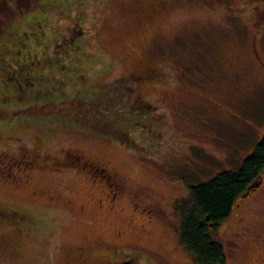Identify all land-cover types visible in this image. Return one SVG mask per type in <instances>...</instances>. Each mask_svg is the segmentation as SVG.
<instances>
[{
	"label": "rangeland",
	"instance_id": "374dc122",
	"mask_svg": "<svg viewBox=\"0 0 264 264\" xmlns=\"http://www.w3.org/2000/svg\"><path fill=\"white\" fill-rule=\"evenodd\" d=\"M0 3V20L7 22L17 5ZM71 7L72 15H83L84 31L66 38L59 16L65 12L46 11L58 27L41 30L52 47L38 49L35 61L69 65L75 48L86 51L97 62L81 64L89 81L82 96L102 89L132 97L130 88L136 87L154 109L128 116L138 123L136 150L114 138L41 131L48 160L26 174L16 165L22 154L14 155L23 143L0 139V205L26 208L35 219L23 221L33 228L22 232L16 225L0 226V264H197L178 234L189 187L239 167L264 136V0H74ZM38 37L34 26L22 35L29 45ZM14 72L20 74L18 63L4 55L1 79L14 81ZM54 96L35 100L37 108L29 107L30 101L7 105V120L34 119L24 132L26 143L33 129L49 127L53 118L89 131L69 119L75 113L70 106L51 109ZM88 160L119 172L125 179L119 193L112 195L108 179H91L80 163ZM244 211L250 234H236L241 225L233 216L211 230L225 249L226 264H253L258 256L252 232L264 228V212ZM12 231L17 241L9 238ZM81 249L88 252L84 261Z\"/></svg>",
	"mask_w": 264,
	"mask_h": 264
},
{
	"label": "trees",
	"instance_id": "16d2710c",
	"mask_svg": "<svg viewBox=\"0 0 264 264\" xmlns=\"http://www.w3.org/2000/svg\"><path fill=\"white\" fill-rule=\"evenodd\" d=\"M2 1H6L8 4L15 2L18 8L9 16L7 22L0 20V70L3 67L4 55H9L18 63L21 74L17 75L14 72V81L9 82L6 78L1 79L0 73V139H3V137L5 141L17 139L23 143L21 147L24 146V148L18 146L19 150L15 151L14 155H21L24 150H29V152L33 151L32 155L35 153L44 157L48 156L40 146L41 144L43 147L45 143L43 142V132L49 133L50 131L62 129L83 133L90 138H102L104 141H110V138H114L115 142L121 143L129 149H138V142L134 137L133 130L138 123L129 121L128 116L142 114L145 109L152 111L154 108L146 100H143L138 93L136 94V87L130 88V90L133 89L132 97L120 92H115V94L104 93L101 89L98 94H94L92 97L87 96V99V97L81 95L87 92L86 83L89 82L87 80L88 74L81 64L85 63L84 65L91 67V63H87V61L97 62L96 58L94 59L88 52L75 48L72 56L68 57L71 60L69 65L55 64L56 59L42 64L35 61L39 55L38 49H42L41 53H43L52 47L50 36L43 38L44 32L41 30L44 26L53 25L54 29L58 27L47 16L46 11L61 10V13L65 12V14L59 16L63 21L60 26L64 28L65 36L68 34L66 38L72 39L75 34L84 31L79 25L84 21L81 12L79 11L80 13H77L76 16L72 15L71 5L74 0ZM27 1L30 6L25 7L21 4V2ZM3 18L7 20V17ZM30 26H34L38 30L39 37L29 45L22 39V35L24 30L29 29ZM18 57L25 60L19 62ZM42 67H44V70H42ZM142 71L141 74H143ZM2 74L4 77H8L4 73ZM145 75L153 74L147 72ZM117 82L119 80L111 86ZM69 89L73 91V96L70 98L67 97ZM53 93H55L54 97L58 99L50 101L51 109L57 106H70L75 109V113L70 114L69 119L78 121L89 131H80L58 124L54 122L55 118H53L48 122L49 127L36 126L40 130L33 129L31 131L32 139L30 140L35 143H26L24 132L33 128L30 125L35 121L33 118H20L16 121L7 120V116L11 112L7 105L12 106L18 102L30 101L29 107L35 106L37 108L33 104L35 100ZM18 109L26 110L27 108L21 107ZM46 109H49V107ZM115 117L117 120H113ZM156 117L158 121L161 120L158 115ZM4 121L7 124H4ZM121 121H124V123L119 127ZM98 130H102L103 134L97 135L94 133ZM33 135L34 137H32ZM160 136H162L161 132ZM261 172H264V136L256 144L250 155L244 158L239 167L236 169H222L215 172L209 179L192 184L189 187L188 203L179 209L178 234L181 245L190 253L197 264H226L227 254L225 249L220 242L214 239L211 230L215 229L217 224L226 220L232 211L234 200L255 181V178ZM30 214L26 208L18 209L0 205V226L11 227L16 225L19 232L27 230L29 227L33 228L31 225H24L23 223V221L35 220ZM13 232L9 238L17 241V235Z\"/></svg>",
	"mask_w": 264,
	"mask_h": 264
},
{
	"label": "flooded vegetation",
	"instance_id": "af4514ba",
	"mask_svg": "<svg viewBox=\"0 0 264 264\" xmlns=\"http://www.w3.org/2000/svg\"><path fill=\"white\" fill-rule=\"evenodd\" d=\"M31 143H35L33 140L30 141ZM32 152H29V150H24L22 156L23 159L20 160L16 165L20 166V169H24V172L26 174V170H34L37 166V163L39 166H41V162H45L48 160V156H42V155H36L35 153L32 155ZM36 155V156H35ZM75 156V157H74ZM78 154H73V157L76 158ZM77 161L78 158H76ZM81 164L86 167V170L90 171V175H92V180L97 178H102L103 180L108 179L106 182L107 186L113 190L112 195H115L116 193H119V190L121 188L120 184L125 183V179L119 174L118 171H115V174L109 170L97 168L95 162L93 161H81ZM22 165V166H21ZM99 167V166H98ZM107 175V176H106ZM119 175V176H118ZM258 185L253 186L251 188H247L243 193H241L233 202V208L243 209L242 213L233 212L230 213L229 216L226 218L234 217L235 221L238 222L241 225V229L236 233L237 235H243L246 233H249L250 226L247 222V216L245 214L244 210L248 211H254L255 209L261 208L264 212V172H261L258 174V176L255 178V181L252 184ZM111 206V205H109ZM232 208V209H233ZM249 216H252V214H248ZM250 223V222H249ZM218 225V224H217ZM216 225V226H217ZM253 238L255 241V248L257 249V257L255 258V262L253 264H264V228L259 231L255 232L253 230ZM239 237V236H237ZM236 237V238H237ZM79 249V248H78ZM79 252V250H78ZM80 256H84L83 259L79 258L80 261H84V259H87L88 252H86L85 249L80 250ZM89 258V257H88Z\"/></svg>",
	"mask_w": 264,
	"mask_h": 264
},
{
	"label": "water",
	"instance_id": "95a60500",
	"mask_svg": "<svg viewBox=\"0 0 264 264\" xmlns=\"http://www.w3.org/2000/svg\"><path fill=\"white\" fill-rule=\"evenodd\" d=\"M256 185H258V183H256V184H252L249 188H251V187H253V186H256Z\"/></svg>",
	"mask_w": 264,
	"mask_h": 264
}]
</instances>
